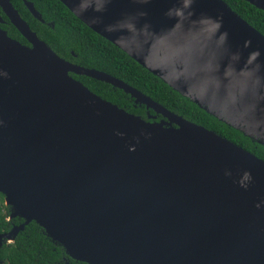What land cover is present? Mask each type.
<instances>
[{
  "label": "water",
  "instance_id": "1",
  "mask_svg": "<svg viewBox=\"0 0 264 264\" xmlns=\"http://www.w3.org/2000/svg\"><path fill=\"white\" fill-rule=\"evenodd\" d=\"M60 1L164 82L153 62L165 44L150 49L145 37L129 35L138 49L130 55L104 25L143 8L148 15L138 23L162 29L172 23L164 10L173 0H109L102 12ZM245 1L264 11V0ZM23 2L43 21L31 1ZM193 8L222 20L227 47L240 53L237 68L254 48L264 62V35L224 0H196ZM0 9L29 43L0 28V194L8 217L23 219L0 233V247L34 221L70 258L87 264H264V205L255 207L264 199L263 159L122 80L61 58L10 0H0ZM71 73L122 89L161 119L127 112ZM243 87L235 77L211 101L192 102L264 146V101L255 110L247 97L234 103ZM245 169L253 177L246 189L238 183Z\"/></svg>",
  "mask_w": 264,
  "mask_h": 264
},
{
  "label": "trees",
  "instance_id": "2",
  "mask_svg": "<svg viewBox=\"0 0 264 264\" xmlns=\"http://www.w3.org/2000/svg\"><path fill=\"white\" fill-rule=\"evenodd\" d=\"M40 13L43 21L35 18L23 0H10L30 29L61 58L85 68L110 74L141 91L164 108L187 120L203 125L264 160V146L208 114L198 105L170 88L160 78L138 64L120 48L103 38L79 20L60 0H28ZM236 13L264 35V11L245 0H224ZM0 28L23 44L24 37L0 10ZM71 75L105 100L146 120H159L160 114L147 109L122 89L88 77ZM156 116L153 118V116ZM150 116V117H148ZM9 208L0 194V233L20 224V217L9 218ZM0 264H87L70 258L64 248L49 238L42 228L30 221L19 230L11 242L3 240Z\"/></svg>",
  "mask_w": 264,
  "mask_h": 264
},
{
  "label": "clouds",
  "instance_id": "3",
  "mask_svg": "<svg viewBox=\"0 0 264 264\" xmlns=\"http://www.w3.org/2000/svg\"><path fill=\"white\" fill-rule=\"evenodd\" d=\"M83 11L91 7L94 12H102L109 0H75ZM196 0H173L171 6L164 10V15L172 23L162 29H154L148 20L138 23L148 15L143 8L128 14L115 24L104 25L106 33H114V40H121L130 55L138 53L137 46L125 37L139 35L145 37L149 48L165 44L167 49L153 67L164 73L162 79L170 87L182 92L189 100L201 103L214 99L221 87L233 78L244 81L242 90L233 93L232 100L247 97L248 107L255 110L257 103L264 101V62H261L260 49H251L244 65L237 68L240 53L227 47L228 32L222 30V20L207 13L196 14L193 8ZM139 4H147L149 0H137ZM92 23L97 17L90 18ZM245 41V47L250 45ZM0 75H5L0 72ZM183 84L181 88L180 85ZM3 122L0 121V124ZM131 150V149H130ZM225 176H231L230 169L224 170ZM238 183L247 188L252 182L251 172L245 169ZM264 205V199L256 202L255 207Z\"/></svg>",
  "mask_w": 264,
  "mask_h": 264
},
{
  "label": "flooded vegetation",
  "instance_id": "4",
  "mask_svg": "<svg viewBox=\"0 0 264 264\" xmlns=\"http://www.w3.org/2000/svg\"><path fill=\"white\" fill-rule=\"evenodd\" d=\"M1 10V9H0ZM4 14V13H3ZM5 15V14H4ZM3 22V20L1 19V16H0V23ZM27 42V41H26ZM26 45H29V43L27 42Z\"/></svg>",
  "mask_w": 264,
  "mask_h": 264
},
{
  "label": "rangeland",
  "instance_id": "5",
  "mask_svg": "<svg viewBox=\"0 0 264 264\" xmlns=\"http://www.w3.org/2000/svg\"><path fill=\"white\" fill-rule=\"evenodd\" d=\"M8 241V240H7Z\"/></svg>",
  "mask_w": 264,
  "mask_h": 264
}]
</instances>
